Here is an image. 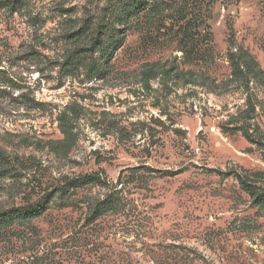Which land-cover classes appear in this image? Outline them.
Masks as SVG:
<instances>
[{
  "label": "rangeland",
  "instance_id": "1",
  "mask_svg": "<svg viewBox=\"0 0 264 264\" xmlns=\"http://www.w3.org/2000/svg\"><path fill=\"white\" fill-rule=\"evenodd\" d=\"M40 201L0 264H264V0H0V213Z\"/></svg>",
  "mask_w": 264,
  "mask_h": 264
},
{
  "label": "trees",
  "instance_id": "2",
  "mask_svg": "<svg viewBox=\"0 0 264 264\" xmlns=\"http://www.w3.org/2000/svg\"><path fill=\"white\" fill-rule=\"evenodd\" d=\"M99 44V43H98ZM235 74L240 73L239 67L235 65ZM93 179V177L86 176L77 180V182L86 183L89 180ZM99 180V179H95ZM241 177V181H242ZM245 190H247L251 195L255 196L253 190L249 189L248 185H245ZM47 209V202L40 201L33 206H25L19 207L13 210H7L5 212L0 213V222H9L11 220L19 219V218H35L41 216Z\"/></svg>",
  "mask_w": 264,
  "mask_h": 264
}]
</instances>
